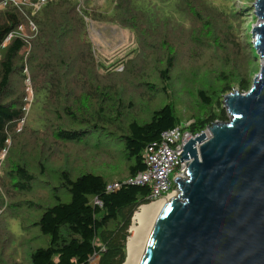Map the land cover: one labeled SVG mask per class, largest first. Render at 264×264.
I'll use <instances>...</instances> for the list:
<instances>
[{
  "label": "trees",
  "instance_id": "16d2710c",
  "mask_svg": "<svg viewBox=\"0 0 264 264\" xmlns=\"http://www.w3.org/2000/svg\"><path fill=\"white\" fill-rule=\"evenodd\" d=\"M241 1L0 0V196L23 206L0 220V239H13L6 224L16 216L22 245L30 242H5L4 253L22 249L27 264H124L131 219L149 205L150 185L107 191L113 181L87 171L82 157L118 160L125 177L115 181L123 182L145 170L146 147L163 130L187 123L199 133L226 121L224 95L247 91L259 68ZM91 21L130 31L134 47L113 61L97 58Z\"/></svg>",
  "mask_w": 264,
  "mask_h": 264
},
{
  "label": "water",
  "instance_id": "95a60500",
  "mask_svg": "<svg viewBox=\"0 0 264 264\" xmlns=\"http://www.w3.org/2000/svg\"><path fill=\"white\" fill-rule=\"evenodd\" d=\"M259 70L223 97L214 121L182 147L185 177L159 209L139 264H264V0L252 3Z\"/></svg>",
  "mask_w": 264,
  "mask_h": 264
},
{
  "label": "rangeland",
  "instance_id": "374dc122",
  "mask_svg": "<svg viewBox=\"0 0 264 264\" xmlns=\"http://www.w3.org/2000/svg\"><path fill=\"white\" fill-rule=\"evenodd\" d=\"M16 1L20 2V0H16ZM25 1L27 2L29 0H25ZM41 1H43V0H41ZM253 1L254 0H247V3L244 7L246 9V10H244V12L247 13V15H246V19H245V22L243 25V32L246 33L247 35L249 34L248 37H249L250 41L253 40V37L251 36V33H250L251 26L256 22V17L253 13V7H252ZM234 3L238 7L243 6V2L241 0H234ZM31 23L32 22H29V28L34 29L33 26L31 25ZM20 31L25 32V26L24 25L20 26ZM31 31H33V30H31ZM26 32H27V30H26ZM88 37L91 40L93 47L95 48L97 58H102V59L108 60V61H113L116 58L124 57L126 54H128L130 52V50L135 45V40H134L133 34L130 31L123 29V28H121L117 25H114V24L97 23V22L91 21L88 23ZM108 61H106V62H108ZM260 62H261V60L258 57V59H257L258 65L260 64ZM258 70H259V68H258ZM258 70H257V72H258ZM118 71H120V69ZM27 72H28V70H26V73ZM257 72L255 74H257ZM24 88H25V92H26L25 109H26V113H28L30 110L31 101L33 100V95H34L33 94L34 93L33 85L31 83V80L29 77H27L24 80ZM233 90H237V88L233 87ZM185 104H187V103H185ZM180 107H182V105ZM27 109H28V111H27ZM180 112L182 113V110H180ZM227 119H228V116H227ZM20 126L21 125H19V127ZM115 147H116L117 152L120 153V155H121V147H119L117 145ZM62 149H65L66 151L72 152L73 155H76V156H84L85 155V153L83 151H80V150L76 149L75 147H72L69 145H65V147H63ZM3 156H4V151L0 154V161H2ZM85 156H86L85 158L82 157V160L84 161L83 162L84 167L91 169V170H87V171L92 172L94 174L102 175L107 182H109V181L117 182L115 180H117L118 178H124L125 177L124 174L121 175V170H123V169L118 168V167H120L118 160H116V159H114V160L105 159L103 162L98 163L97 159L90 156V152L89 153L87 152V154ZM173 174H174V172L170 173L171 178H173ZM126 179H124V180H126ZM113 182H109V183H113ZM173 185H174V183H173ZM174 191H176V186L173 187V191L170 192L169 195L172 194ZM60 194H63V196H59V198L62 201H68L70 199L69 193L61 191ZM0 200L2 201V209H0V212L3 211L2 213H0V220L3 217L7 216L8 211L13 212L14 210H18V212H19L21 210V208L23 207L22 206L20 208H15L12 205V201L7 196H0ZM50 200L54 203L56 198L51 197ZM148 203H155V201H151ZM150 205H152V204H150ZM21 223H22L21 219L19 217H16V216L10 217L8 219V223L6 224V230L11 232L13 239H11V240L5 239V238L0 239V249H1V247H3L6 244H9V245H12L15 247H24V246L30 245V242H27L25 245H22L24 243V240L22 239L23 232H22V224ZM132 224H133V219H131V224H130V227L128 229V232H129L128 237L129 238H131L133 235V233L131 232ZM128 237H127L126 245L129 241ZM5 242H6V244H5ZM126 252H127V247H126ZM1 254H2V257L0 259V264H15L14 260H13L14 258H16L17 260L22 259L21 263L27 264L26 260L24 259L25 255H24V252L22 251V249H19L18 252L14 255L13 252H9V251H6L4 253V247H3ZM13 256H14V258H13ZM126 257H127V253H126ZM96 262H97V258H93L91 260V264H96Z\"/></svg>",
  "mask_w": 264,
  "mask_h": 264
},
{
  "label": "built area",
  "instance_id": "2783aa9c",
  "mask_svg": "<svg viewBox=\"0 0 264 264\" xmlns=\"http://www.w3.org/2000/svg\"><path fill=\"white\" fill-rule=\"evenodd\" d=\"M34 28V25L31 23ZM187 123L165 129L160 133L158 142L152 143L145 150V170L123 180L106 185L107 191H113L121 183L132 185H150L149 202L166 197L173 191L175 177H185L186 163L180 161V153L185 143L198 133L186 129ZM208 133L207 128L204 130ZM174 172L173 178L170 173ZM98 202V201H97Z\"/></svg>",
  "mask_w": 264,
  "mask_h": 264
},
{
  "label": "bare ground",
  "instance_id": "6f19581e",
  "mask_svg": "<svg viewBox=\"0 0 264 264\" xmlns=\"http://www.w3.org/2000/svg\"><path fill=\"white\" fill-rule=\"evenodd\" d=\"M177 189L172 194H168L163 199L149 203V205L142 206L134 214L133 224L131 227L132 237L129 238L127 243V257L124 264H139V258L145 247L146 236L150 233L157 213L160 207L167 202L171 197L177 194ZM152 204V205H150Z\"/></svg>",
  "mask_w": 264,
  "mask_h": 264
}]
</instances>
